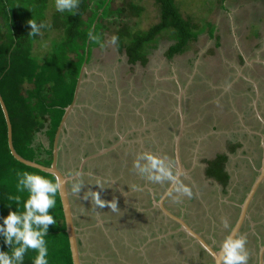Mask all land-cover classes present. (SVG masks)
Instances as JSON below:
<instances>
[{
  "label": "rangeland",
  "instance_id": "374dc122",
  "mask_svg": "<svg viewBox=\"0 0 264 264\" xmlns=\"http://www.w3.org/2000/svg\"><path fill=\"white\" fill-rule=\"evenodd\" d=\"M128 1L129 0H115L112 3L113 8L117 6L125 7L124 12L129 21L127 22L124 16L122 19L127 22L126 28L128 32L145 31L159 21V6L153 0H132V2L137 4L140 8L136 15L129 13ZM174 1L181 16L183 18L190 17L191 23L197 26L196 32H201L204 29V32L199 34L196 40L189 43V47L184 53L168 59L164 52L171 42L167 40L166 37H162L163 39L159 40L157 49L153 50L148 56L147 65L145 67H141L137 64L133 69H129L128 65L125 64V57L119 54L115 48V44L110 42V37L115 35V30L119 29V25L109 26V29L105 32L103 47H93L89 62L88 51L86 53L87 69L83 75V83L78 95L76 107L71 112L67 120L66 130L61 135V150L58 157V167L63 172L71 174L77 164V157L79 153L81 154V145L82 147H88L91 151H93L95 147L96 149H100L98 148L100 146L97 145L96 142L99 139L102 141L104 135L110 137V133L106 132L105 129L107 127H112L109 126V122H113V116L115 122L118 113L122 114L121 123H123L125 129H123V133L119 135L122 138L116 141V143H118L119 146L129 143L131 147L133 142L137 143L136 147H132V150L127 151V153L125 150L128 147H124L115 155L111 152V154L103 157V159L109 163L108 170L107 172L105 171L107 174L106 176H108L105 183L100 184L94 176H88L93 186L90 190L98 192L100 198L105 201L106 206H104V209L99 208L93 203L91 195L88 192H83L84 188L82 186L78 193H73L71 191L73 182L71 181L69 184L68 191L73 219L77 223L76 227L80 232H78L79 235L87 238L89 245H91L89 240L90 235L101 233L103 236L102 233L107 235L109 232H114L115 229H117V226L114 227V223L111 220V213H113V210L110 211L112 208L107 205L119 199L120 196L126 197V199L129 200L136 198L137 193L131 194L133 191L132 188L135 186L136 182L141 180V175L138 172L139 169L134 167L133 161H137L139 165L145 164L144 161L138 159L139 156L137 153L139 149L145 147L143 140H145V143L147 141H153L154 144H159L160 139H164L165 133L167 134V132L162 133L159 128L151 134H144V138H142L140 134L143 132L144 128L153 125L147 124L146 121L144 122L143 120L146 118H153L157 113L160 114V112L165 114V116L169 115L167 112L170 107L167 104L168 102L163 96V99L159 97L162 89L163 91L171 92L174 97H176V95H181L182 99L186 100L190 98V100H192L193 111L189 109L188 113L185 115L186 117L188 116V119L192 120L195 117L193 112H195V110L199 112L207 102L206 99H210L209 97L213 88L209 86L211 84L213 87L216 86L212 82H216L219 79L227 65L233 64L236 68V71L232 73L234 80L230 81L231 79H228L227 81H230L228 84L220 80L217 87L219 86L221 89L229 90L234 81H237L238 78H242L250 83L254 92L256 89H259V95L262 92H260L259 81L248 76L247 72H242L240 67L238 68L236 65L235 60L238 52L244 55V57L253 56L252 60L249 61L253 68L247 71H257L256 69L254 70L255 65L253 63V58L254 60L256 59L257 62L260 60V57L263 58L264 56V0ZM54 5L55 0L47 1L45 24L48 27L41 29L40 33L37 35V39H35L33 43L32 52L38 61H43L48 56L52 44L61 39L60 29L54 27L52 22V15L56 11ZM208 23L213 26L212 36H209L207 33V31L209 32ZM217 37L218 39H216ZM125 39L129 40L130 38ZM199 66L201 68H199ZM185 73L187 74V78H183L186 75ZM195 73H197L198 77L201 79L196 78L195 81H193L192 78ZM192 84H194L195 87L193 85L192 88ZM245 86L246 84H240L239 86L235 85L236 92L233 94L235 95L233 102L236 101V103H240L241 105L244 104V102H251V100L255 98L254 95H251L250 91H246ZM174 89H177L178 92L174 91ZM180 90H182L181 94L179 93ZM113 95H115L116 98L119 97L124 99V103L120 104V101L117 102V107L110 112V106L106 102L112 101ZM246 95H248V99L245 97ZM131 97L132 100H130ZM171 101L170 99L169 102ZM170 105L172 106V103ZM248 105L249 104H246V107ZM206 110L210 113L207 114L210 116L211 121L208 125L211 126L212 123L217 121L218 125L223 127L220 131L215 130V134L212 136L211 140L205 143L206 146L209 145L210 152H212L222 149V145L230 138L227 134V129H230L229 127L231 126L232 113L225 112L226 115L223 114L225 115L223 116L221 115L222 112L218 109L215 110L214 108L211 109L207 107ZM182 111H184V108ZM186 112L187 111L183 113L185 114ZM195 113L197 114V112ZM201 121V123H203V120ZM165 124L166 125L163 126L164 131L171 126L173 127L172 123L165 122ZM185 126V128H187L188 126H192V124H187ZM134 132H136V134L132 135ZM37 135L38 137H36L35 140H40L43 145L46 146L47 142L45 136L42 134ZM128 135H132L131 139L129 137V139L127 138ZM88 136L89 139H87ZM248 145H250V143ZM202 149L203 148H200V145L197 144L194 148V153L199 154ZM147 150L148 152L150 151L149 148H147ZM154 154H156V151ZM171 154L173 156L172 149ZM160 158L164 159L171 168L174 167L172 162L168 160L170 158H168L165 152ZM130 167L135 168V171H137V175H134L135 177H133V179H129ZM184 168L183 180L191 184V187H193L191 189L194 192L192 195L197 198V201L189 203L187 200L189 196L176 193V196H174L177 197L175 199V201L177 200L175 202L177 205L174 207L177 208L178 205H180L178 207L179 211L182 212L185 210V213L187 212L190 215V224L207 235V238L211 239L212 242L214 241L213 245L218 247L219 241L230 229L238 214L237 210L231 216L232 209L228 207V205H230L229 202L236 201L240 203L242 196L239 192H243L241 191L242 188L236 194L228 191V194L223 195L222 200L220 199L219 191L216 192L217 189L213 191L212 187L208 185L207 179H204L203 170H205L206 167L204 164H201L199 167L198 156H193L191 165ZM228 168L233 172L232 177L234 180H236V178H241L244 180V183H247L250 182L253 176V173L248 170L242 159H238L236 165H234L233 159V162ZM98 176H100V174ZM143 178L149 184H144L145 187L150 188L151 194H154L155 185L158 182L149 181L146 177ZM121 185H125V190L127 191L120 190ZM130 189L131 191H129ZM117 191L121 193L120 196L117 195ZM217 199L218 202H216ZM172 203H174V201H172ZM121 215L123 216L124 214ZM247 218L240 233L247 237L246 248L249 255H255L248 264H255V257H257L256 251L260 244V241L255 237L259 235L263 240L262 243H264V186L250 204ZM225 220L228 224L227 228L223 223ZM83 222L88 223L85 224L86 227H83ZM126 222V216L122 217L120 223L125 226ZM82 228L84 229L82 230ZM149 228L150 227H147L145 229L149 230ZM88 249H90V254H88L90 257L98 260V257L102 255L105 261L104 264H112L109 255H107V248H103L101 250L102 253L97 252L99 254L95 252L97 248H95V251L91 246L88 247ZM170 249L176 251L181 248L180 246H174ZM118 252L122 254L123 249L120 248ZM83 260L88 262L89 258L86 256ZM187 264H191V261L187 262Z\"/></svg>",
  "mask_w": 264,
  "mask_h": 264
},
{
  "label": "trees",
  "instance_id": "16d2710c",
  "mask_svg": "<svg viewBox=\"0 0 264 264\" xmlns=\"http://www.w3.org/2000/svg\"><path fill=\"white\" fill-rule=\"evenodd\" d=\"M47 1L0 0V95L11 124L13 147L24 159L43 166L52 162L55 133L65 108L72 102L86 45L89 62L93 47H103L105 32L110 25H119L115 30V48L125 57L129 69L137 64L145 67L148 56L157 49L162 37L171 42L164 52L171 59L184 53L189 43L204 32V29L195 31L197 26L191 23L190 17L181 16L174 0H153L159 6V21L145 31L134 32H128L126 28L129 19L125 7H112L115 0H79L74 15L57 10L53 13V26L60 29L61 39L52 44L43 61H38L32 52L37 35H28L30 26L27 21L35 19L37 24H45ZM127 5L130 14L136 15L140 10L132 0ZM208 26L207 33L212 36L213 26L209 23ZM89 31L99 37L98 42L89 39ZM37 134L45 136L46 146L35 140ZM224 158L219 156L209 162L207 170V175L223 184L228 177L222 166ZM25 170L51 178L48 173L21 164L10 154L6 123L0 108V216L7 214L9 204L16 209V203L7 199L9 195L26 197L25 193L16 191V172ZM56 199L55 208L49 209L56 222L48 226L45 237L49 264H72L59 195ZM0 250H10L2 240ZM35 255L34 249L26 251L23 264H32Z\"/></svg>",
  "mask_w": 264,
  "mask_h": 264
},
{
  "label": "flooded vegetation",
  "instance_id": "af4514ba",
  "mask_svg": "<svg viewBox=\"0 0 264 264\" xmlns=\"http://www.w3.org/2000/svg\"><path fill=\"white\" fill-rule=\"evenodd\" d=\"M260 55H261V53H260ZM260 55H259V57H260ZM252 57L246 56L245 58L247 60H245L244 55H242L241 53L238 52L235 63L238 66V68L240 67L242 72H247L248 76H251L254 79H256L257 81H259L260 92L262 91L261 94L258 95V97H257L256 96L257 94L255 95V92H254V90H252L250 83H248L246 80H244L242 78H238L237 81H234L232 87L229 90L221 89V87H219V86L217 87V84L220 83V80H222V82H225V84H228L230 81L234 80V78L232 77V73H233V71H236V68L234 67L233 64L227 65L225 71H223V73L221 74L219 79L216 82L211 81L216 86L213 87L212 84L209 86L210 88H213L212 89L213 91L211 92V95L209 97L210 99L209 100L206 99L207 102L204 104V107L201 108V110L199 112L197 110H195V112H197V114L202 117L201 120H203V123H201L202 121L197 120L192 126H190V127L188 126L187 128H185L186 126L184 124V129H183V132H182L181 138L179 140V144H178V156L180 158V163H181L183 169L185 170L184 167H189L191 165L193 156H198L199 167L201 166V164H204L206 167L205 170H203L204 179L205 180L207 179V181L209 183L208 185L212 187L213 191H215L216 189H217L216 192L219 191V195L221 197L220 199L223 200V195L228 194V191L236 194L242 188L241 191H243V192H239V194L242 196L240 203H237L236 201L235 202H233V201L229 202L230 205H228V207H230L232 209L231 216L237 210L239 212L238 204L242 203V201H243L246 193L248 192L251 184L253 183L256 176L258 175V170L261 168L262 159H263L262 157H263V143H264V128H263V124L260 122L258 116L255 114L257 112L256 109L257 110L259 109L258 113L264 120V64L261 62V60H264V56H263V58L260 57V60H258L257 62H256V59L254 60V58H253V63L255 65L254 70L256 69L257 71H247V70H251V68H253V67H251V64L249 62L250 60H252ZM199 68H201V67L199 66ZM183 78H187V74ZM196 78L197 79L199 78L197 73H195L194 77L192 78L193 81H195ZM199 79H201V78H199ZM228 79H231V80L228 82L227 81ZM240 84H246V86H245L246 91L247 90H248V92L250 91L251 95L255 96V98H253L251 100V102H244V104H241V105H240V103H236V101L233 102V99L235 96L233 94L236 92L235 91V85L239 86ZM193 85L194 84H192V88H193ZM194 87H195V85H194ZM167 89H170V88H167ZM223 90H224V92H223ZM174 91L178 92L177 89H174ZM218 95H220V96H218ZM162 96L165 98V100L168 102L167 104L170 106L167 110V112L169 113V117L167 120L172 123L173 127L172 126L170 128L168 127L169 129H167L166 131L163 130L162 125H160L159 127H156L157 125H155L152 127L144 128L143 132L140 133L142 138H144V134H147V133L151 134L154 131H156L158 128L161 130L162 133L167 132V134L165 133L164 139H160L159 144H154L153 141L152 142L147 141L145 143V140H143L146 148L144 147L145 149L144 148L139 149L137 151V153L140 154L143 152H148L147 148H149L150 149L149 153L154 154V152L156 151V154H154V155L160 157V156H163V153L165 152L166 155L168 156V158H170L168 160L170 162H172V164L175 166L176 165V162H175V146L173 143V137H174V135H177V133L179 131L180 115L176 112V109H175V107L177 106L176 97H173L171 92L163 91V89L160 91L159 97L162 98ZM112 97H113L112 101L106 102L110 106V112H112V110H114V108L117 107L116 106L117 102L120 101V104L124 103V101H123L124 99H121L119 97L116 98L115 95H113ZM245 97L248 99V95H246ZM170 99L174 102L173 104L175 105V107H172L170 105L172 103V101L169 102ZM130 100H132V97L130 98ZM254 101H255V104L257 105L256 109L253 107ZM192 104H193V102H192V100H190V98L185 100V99H182V97H181V108H182V110L184 108V111H182V113L187 111L185 113V115H186L188 113L189 109L193 111V109H192L193 105ZM246 104H249V105L246 107ZM207 107H209L211 109L214 108L215 110L218 109L220 112H222L221 115H223V114L226 115L225 112H227V113L231 112L232 113L231 126L229 127L230 129H227L228 130L227 134L230 136V138H228L227 141L222 145V149H218V150H215L212 152H210V148L208 147L209 145L206 146L205 143L207 141L211 140L212 136L215 134V130L220 131V130H222L223 127H220L218 125L217 121L212 123L211 126L208 125V123L211 121H210V116L207 115V114H210L206 110ZM260 109L262 110V112ZM195 112H193V113L196 114ZM225 115H223V116H225ZM239 115L243 116L245 124H247L249 122L250 131L252 132L249 134V136H250L249 139L245 135L244 129L238 124L239 123V119H238ZM183 116H184V113H183ZM121 117H122V114L118 113L116 115L115 122H114V116L112 117L113 122L112 123H111V121L109 122V126H112V127L111 128L107 127L105 129L106 132L110 133V137H108L107 135H104V139L102 141H100V139H99L96 142V144L100 146L98 148L102 149L104 147H107V146L115 143L116 141H119L122 138L119 135H121V133H123V129H125V127H124L123 123H121ZM187 120H189L188 116L185 118V121H184V122H186V125L188 124ZM145 121L147 123L148 118H146ZM114 123H115V125H114ZM159 123L161 124V122H159ZM196 127L197 128L211 127L212 133L211 134L208 133L204 138L201 139L202 141H199L198 131H196L197 129L195 130ZM172 128H173V131H172ZM225 128H227V127H225ZM193 129H194V131H193ZM205 129L203 131H205ZM172 132L174 133V135L172 134ZM135 134H136V132H134V134H132V135H135ZM132 135H128L127 138L129 137L131 139ZM61 139H62V137H61ZM87 139H89V136L87 137ZM100 143H102V144H100ZM249 143H250V145H248ZM148 144H151V145H148ZM197 144L200 145V148L201 147L203 148L202 150H200L199 154L194 153V148L197 146ZM136 145H137V143L133 142L132 147H136ZM148 146H151V147H148ZM124 147H128L125 150L126 153H127V151L132 150L131 145L129 143H126V144H122V146L116 147L114 150H112L110 152L102 154L99 157H95V158L89 159L86 162H84V164L82 166V172H81V178L84 181V183L82 185V187L84 188L83 192H88V190L92 189V187H93L91 184L92 181L88 179V176H90V175L94 176V178L97 179V182H99L100 184L105 183V181L108 177V176H106L107 174L105 173V171L107 172L109 163L106 160H104L103 157L111 154V152H113L115 155L117 152H119ZM94 149H93V151H91L88 147H85V146L82 147V145H81V149H80L81 154L79 153V156L77 157V161H76L77 164L75 165V168L71 174L78 171V165L82 159L86 158L87 156H89L91 154H94L97 150H99V149H96V147ZM171 149L173 151V156L171 154ZM59 153H60V150L58 151V157H59ZM246 153H248L249 156L246 155ZM80 155H81V157H80ZM219 156L225 157L224 161L222 162L223 170L227 173V176H228L225 184L220 182L215 177L207 175V170L210 166L209 162L216 159L217 157L219 158ZM239 158H241L244 161L248 170L253 173V176H252L250 182L244 183V180H242L241 178L240 179L236 178V180H234V178L232 177L233 172L229 170L228 166L233 162V159H234V165H236L237 160ZM138 159L144 161V163H145V160L142 156H139ZM166 164H168V163H166ZM143 165L144 164H142L141 166H143ZM130 168H131V170L129 172V179H133V177H135L134 175H137V171H135V168H133V167H130ZM136 170H138V169H136ZM171 170L173 171L174 174H176V170L174 167L171 168ZM99 174H100V176H98ZM139 174H140V172H139ZM73 181H74V179L72 180V182ZM177 181H178V185L183 184V185L189 187L191 190V193L194 194L193 190L191 189V188H193V187H191V184L189 182L186 183L183 180V174H181L178 177ZM70 183H71V181L68 183V188H69ZM144 184H148V183L141 176V180L139 182H136L135 186L132 188L133 191L131 194L137 193V196H136V198L131 199L130 201H125V200L123 201L124 197H121L120 196L121 193H118L119 191H117V193H118L117 195L120 196L119 197L120 205L118 206V208L121 209L124 206H130L131 205V207H130L131 209L129 208L127 210V212L135 211V210H137V208H141V210H143L142 213H144V215L146 216V219H147V217H151L150 212H152V216H153L152 219L154 220V222L157 223L156 227L151 226L148 230L149 235L152 237H154L156 234L155 229H157V232H163V233H167V231L168 232L169 231L176 232L175 234H171V236L173 237L177 234L178 235L177 239H175V240L172 239L173 241H172L171 245H170V243L169 244L166 243L164 245V248L166 250H168V249L170 250L169 252H171L172 249H170V248L173 246H176V247L180 246L181 247L182 251L178 253V256H177L178 260H177L176 264L181 263L182 256L184 257L183 258L184 259L183 264H187L188 260L191 261V264H214L212 257L209 254H207L196 242L193 241L192 238H190L184 232L177 231L179 228V225L174 223L173 221H171L166 216H164L162 214V211L159 209V207L156 206V204H154L153 199L155 201H159L161 196L165 193L167 188L170 186L171 182H169L167 180L159 181L155 185L156 188L154 189V191H155L154 194H156V195H154L153 193L151 194V191H148L150 189L148 187H145ZM263 186H264V182H262V184L259 185V187H258V189L254 195V199H255L256 195L258 194V192L260 191V189L263 188ZM102 187H104V186H102ZM125 188H126L125 185L120 186V190H122V191H127V190H125ZM140 189H142V190H140ZM129 191H131V189ZM192 194L190 197H187V200L189 201V203H191V202L194 203L195 201H197V198L194 197V195H192ZM151 195H154V196H151ZM174 195L176 196V192H173V195L171 197L167 196L163 199V204H164L165 208L168 211H170L172 214L182 218L186 222L187 225H189L195 232H197L204 239H206V242L214 244L213 243L214 241L212 242L211 239L207 238V235L203 234L200 230H197V227L192 226L190 224V221H189L190 215L187 212L185 213V210L182 212L179 211L178 207L180 205H178L177 208L174 207L175 205H177V203H175L177 200L175 201V199H173V197H175ZM172 201H174L175 204L172 203ZM216 202H218V199L216 200ZM104 206H106V204ZM104 206L103 207L98 206V207L104 209ZM71 209H72V207H71ZM111 210L112 209H110V211ZM92 212H93V210H92ZM116 213H117V210H116V212L113 211V213H111V214L113 216V214H116ZM122 213H124V212H122ZM134 213H136V211ZM136 214H137L136 218L141 215V213H139V212H137ZM128 217L131 218V215H129ZM128 217H127V219H129ZM136 218L134 220H136ZM111 220L114 223V227H116L117 221L114 220L112 217H111ZM73 221H74V219H73ZM129 221H131V219H129ZM144 221H145V227H146L147 221L146 220H144ZM246 221H245V223H246ZM139 222L140 221L137 219V224ZM76 224L77 223L74 221L75 227H76ZM244 224H243V226H244ZM243 226H242L240 232L242 231ZM145 227H143V229L141 230V233H140L141 237H143ZM231 227H230V229H231ZM78 232H79V230H77V227H76V235L78 234L77 239H80V235H79L80 232L79 233ZM114 233H115V231L113 233L109 232L108 237H117V236L119 237V235L114 234ZM101 237H102V240L104 242H107V240H106L107 236L101 235ZM255 238L260 241L259 246L264 244V243H262L263 240L261 239V237H259V235H257ZM175 241H176V243H175ZM81 242L82 241H80V243ZM190 245L195 246L196 247L195 250L192 249V247ZM259 246H258V249H259ZM218 247H215V248H218ZM84 248L87 249L88 247H84ZM258 249L256 251L257 257H255L256 258L255 264H258ZM78 250H79V254H80L81 249L78 248ZM254 256L255 255L250 256L248 253V262H250L252 260V257L254 258ZM82 262L84 264H94V262L91 260H88V262H85L84 260H82ZM95 264H99V263H95ZM166 264H167V262H166Z\"/></svg>",
  "mask_w": 264,
  "mask_h": 264
},
{
  "label": "clouds",
  "instance_id": "9594fccd",
  "mask_svg": "<svg viewBox=\"0 0 264 264\" xmlns=\"http://www.w3.org/2000/svg\"><path fill=\"white\" fill-rule=\"evenodd\" d=\"M55 9L59 12L67 11L69 14H75L79 7V0H55ZM30 26L28 35H38L46 25L44 22L37 24L35 19L27 21ZM90 40L99 41V37L88 32ZM117 37H110V42L115 44ZM103 46V45H101ZM145 160L143 166L137 161H133L134 167L139 169L140 175L146 177L149 181L159 182L167 180L171 182V187L164 193V196H172L173 192L182 193L191 196L189 187L179 184L178 175L173 173L170 165L165 160L149 152L138 154ZM75 179L71 185V191L78 193L83 185L81 173H74ZM16 191L25 193L26 197L22 199L21 195H9L7 199L16 203V209L13 210L11 204L7 207L9 210L6 215L0 216V240L10 250H0V264H23L24 254L29 249H34L36 255L32 258V264H49L48 247L45 240L48 226L55 224L53 215L49 209L55 208L57 204V195L61 190V179L52 174L51 178L40 175L36 172L17 171L16 172ZM99 183V182H98ZM95 205L103 207L105 201L94 190H88ZM177 197H173L176 199ZM163 199V197H161ZM113 211L117 210L115 201L108 205ZM22 207V211L20 210ZM227 228V221H223ZM230 229L219 241L217 256L220 264H248V251L246 248L247 237L242 233Z\"/></svg>",
  "mask_w": 264,
  "mask_h": 264
},
{
  "label": "water",
  "instance_id": "95a60500",
  "mask_svg": "<svg viewBox=\"0 0 264 264\" xmlns=\"http://www.w3.org/2000/svg\"><path fill=\"white\" fill-rule=\"evenodd\" d=\"M94 24H93L92 28H94ZM87 44H88V42H87ZM87 47H88V45H86V48H85V57H84V61L81 65V68L79 71V75H78L76 86H75L74 93H73L72 102L65 108L64 114L61 118V121L57 127V131L55 133V137H54V141H53V148H52V162L49 166H43L41 164H38L35 161L24 159L15 151V149L13 147V143H12L11 124H10L8 112H7V109H6L4 102L2 100V97L0 95V108L2 110L4 119H5V123H6L7 145H8V149L10 151V154L13 156V158L16 161L20 162L21 164H23L25 166L40 170V171L48 173L50 175L55 174V175L59 176L61 179V190L58 193V195H59V199L61 202V207H62V212H63V217H64V223H65V232H66L68 243H69V249H70L72 264H84L82 262V260L80 259V256H79L76 227H75L74 221H73V213H72V209H71V203H70L69 191H68V183L70 181H72L73 179H75V175H74V173L73 174H67V173L63 172L58 167L57 161H58L59 141H60L61 135L63 134V130L66 126L67 120H68L71 112L73 111V109L76 107L78 95H79V92L81 90V86L83 83V75L85 74L86 69H87V62H86ZM244 59L246 60L245 57H244ZM261 62L264 64V60H261ZM181 91L182 90H180V92H179L180 94L182 93ZM255 92H256L257 97H258V95H259L258 90L256 89ZM176 99H177V106H176L177 108L175 107V109H176V112L180 115V127H179V131H178L177 135H174V137H173V142H174V146H175V162H176V165L174 166V168L176 170V173L177 172L179 173V175H178V177H179L181 174H183V171H184V169L180 163V158L178 156V144H179V140L181 138V135H182V132L184 129V116H183L182 108H181V95H176ZM253 107L256 109L255 101H254ZM256 111H257L256 115L258 116L260 122L263 124V128H264V120L259 115L257 109H256ZM117 146H118V143L115 142V143H113L107 147H104L102 149L97 150L94 154H91V155L87 156L86 158L82 159L78 165V171L80 173L82 172V166H83L84 162H86L87 160L95 158V157H99L102 154L110 152L113 149H115ZM262 158H263L262 164H261V168L258 170V175L256 176L255 180L251 184V186H250L248 192L246 193L242 203L238 204L239 212H238L237 218L235 219V221L231 227V229L234 230L233 234H235L236 232H238V233L240 232L243 224L247 220L248 211L250 208V204L252 203V200L254 198V195H255L259 185L262 184V182H264V143H263V157ZM177 180H178V178H177ZM170 187H171V184L167 188V190ZM161 197H163V199H164L167 196H164V194H163ZM163 199L160 198L159 201H154L156 206H158L159 209L162 211V214L164 216H166L167 218H169L174 223L178 224L179 228L177 231L184 232L186 235H188L190 238H192L194 242H196L207 254H209L212 257L214 264H220L219 258L217 256V252H218L219 247L215 248L212 243L206 242V239H204L200 234L195 232L189 225L186 224V222L182 218H180V217L172 214L170 211H168L163 204ZM258 264H264V244L260 245L259 249H258Z\"/></svg>",
  "mask_w": 264,
  "mask_h": 264
},
{
  "label": "crops",
  "instance_id": "0c3cea01",
  "mask_svg": "<svg viewBox=\"0 0 264 264\" xmlns=\"http://www.w3.org/2000/svg\"><path fill=\"white\" fill-rule=\"evenodd\" d=\"M172 107H175V105L173 104V101H172ZM258 111H259V109H258ZM261 112H262V110H261ZM168 117H169V115L165 116V114L157 113V115L154 116L153 118H148L147 124H153L152 126L157 125L156 127H159L160 125L164 126V125H166L165 122L171 123L167 120ZM185 118H186V116L184 114V121H185ZM238 119H239L238 124L244 129L245 135L249 139L250 138L249 134L252 133L250 131L249 122L247 124H245L242 115H240L238 117ZM197 120L201 121V116L198 114H195V117L193 118V120L189 119V120H187V123L193 125ZM143 121L145 122V120H143ZM159 122H161V124ZM184 124L186 125V122H184ZM66 125H67V123H66ZM204 129H205V131H203ZM65 130H66V126L63 130V133ZM195 130L198 131L199 141H202L201 139L204 138L208 133H210V134L212 133L211 127H201V128L196 127ZM193 131H194V129H193ZM173 135H174V133H173ZM60 141H61V138H60ZM60 141H59V150H61ZM246 155H248V153H246ZM239 159H241V158H239ZM148 191H150V190H148ZM124 200L130 201L129 199H126V197L123 199V201ZM154 201L155 200L153 199V202ZM115 203H116V207H117V213L114 214L112 216V218L117 221V224H116L117 229H115L114 234L119 235V237L118 236L117 237H108L109 233L107 235L105 233H102L103 236H107V239H106L107 242H104L102 240L101 234L97 233V234L89 236V240L91 242V245H89L88 239L80 236V239H77L78 248L81 249L80 254H79L80 259L83 260V258H86V256H87L89 258V260L94 262V264L98 263V262H99V264L105 263L104 259L102 258V255H100L98 257L99 258L98 260L94 259L93 257H90L88 255V254H90L91 248L85 249L84 247H90L91 246L94 248V251H95V248H97V250L95 251L96 253L97 252L102 253L101 250L103 248L104 249L107 248V250H108L107 255H109V258H110L112 264H166V262H167V264H176V262L178 260V257H177L178 253L181 252L182 250L177 249L176 251L171 250V252H169L170 251L169 249L166 250L164 248V245L166 243L167 244L170 243V245H171V243L173 241L172 239H174V240L177 239V236H178L177 234L173 237L171 236V234H175L176 232H173V231L168 232L167 231V233H163V232H157V229H155L156 234L154 237H152L149 235L148 230L145 229L144 233H143V237H141L140 236L141 230L143 229V227H145V221L144 220L147 221V226L145 228L151 227V226L152 227L157 226V223L154 222V220L152 219V217H153L152 212H150L151 217H147V219H146V216L144 215V213H142L143 210H141V208H137L138 211L135 210L136 213L139 212V213H141V215L136 218L137 214L134 213L135 211L127 212V210L131 207V205L130 206H124L123 208L120 209V208H118V206L120 205L119 199L115 200ZM249 210H250V208H249ZM122 212H124V213H122ZM121 214H124V216L127 215L126 218L129 215H131V218L128 217L129 219H131V221H129V219H127L125 226H123L122 223H120L122 217H124ZM135 218H136V220H134ZM137 219L140 221L138 224H137ZM82 224H84L83 227H86L85 224H87V223L84 222ZM125 227H126V229H125ZM83 229L84 228H82V230ZM77 230H78V228H77ZM80 241H82V242L80 243ZM175 243H176V241H175ZM84 245H86V246H84ZM190 246L192 247V249H195V246H192V245H190ZM120 248L123 249L122 254H120L118 252L120 250ZM99 253H97V254H99ZM103 254L105 255L104 252H103ZM183 258L184 257L182 256L181 263H184ZM188 262H189V260H188ZM181 263H178V264H181Z\"/></svg>",
  "mask_w": 264,
  "mask_h": 264
}]
</instances>
